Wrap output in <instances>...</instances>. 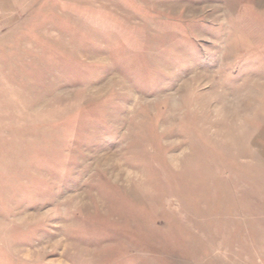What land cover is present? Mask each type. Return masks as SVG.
<instances>
[{"label":"rangeland","instance_id":"1","mask_svg":"<svg viewBox=\"0 0 264 264\" xmlns=\"http://www.w3.org/2000/svg\"><path fill=\"white\" fill-rule=\"evenodd\" d=\"M0 264H264V0H0Z\"/></svg>","mask_w":264,"mask_h":264}]
</instances>
